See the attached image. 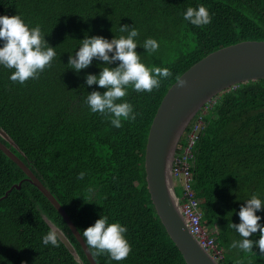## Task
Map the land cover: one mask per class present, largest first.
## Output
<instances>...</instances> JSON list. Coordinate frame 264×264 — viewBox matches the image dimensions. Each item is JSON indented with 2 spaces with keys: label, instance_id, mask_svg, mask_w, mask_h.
<instances>
[{
  "label": "trees",
  "instance_id": "1",
  "mask_svg": "<svg viewBox=\"0 0 264 264\" xmlns=\"http://www.w3.org/2000/svg\"><path fill=\"white\" fill-rule=\"evenodd\" d=\"M198 4L208 8L211 23L195 26L184 20L186 8ZM5 14H19L30 26L39 24L57 56L38 79L23 84L9 78L12 69L0 66V129L17 148L0 142L50 191L83 240V229L101 213L127 226L128 257L96 256L87 246L96 264H185L147 189L149 129L168 89L190 67L225 47L264 41V0H0V15ZM123 25L139 30L141 60L149 67H168L172 75L152 92L129 87L124 99L138 115L116 128L107 115L92 113L85 103L88 92L105 90L85 84V74L98 73L102 62L94 59L79 74L67 62L85 33L111 39L122 34ZM147 37L159 41L157 52L142 48ZM233 87L214 98L203 115L192 150L191 189L201 225L221 251L220 264H264L256 247L253 252L229 248L240 238L230 221L239 222L236 213L243 200L254 192L264 199V79ZM185 144L184 135L178 150ZM80 171L86 172L83 180L77 179ZM25 179L0 150V264H89L56 209ZM88 187L95 191L89 194ZM176 194L181 196L177 189ZM257 214L264 218V211ZM44 216L69 239L80 263L60 241L56 247L42 244L50 230ZM250 238L258 239L259 233Z\"/></svg>",
  "mask_w": 264,
  "mask_h": 264
},
{
  "label": "clouds",
  "instance_id": "2",
  "mask_svg": "<svg viewBox=\"0 0 264 264\" xmlns=\"http://www.w3.org/2000/svg\"><path fill=\"white\" fill-rule=\"evenodd\" d=\"M183 18L195 26L207 25L212 20V16L204 4L188 6L183 12ZM119 30L122 34L118 37L113 36L111 39L101 35L89 36L85 33L83 39L78 40L79 44L74 48V54L73 51L69 54L67 62L68 69L73 70L76 74L92 65L94 59L102 62L97 65L100 68L98 73L85 74V84L88 86L97 85L105 90L88 92L85 103L92 113L107 115L111 125L116 128L122 127L124 121L135 120L138 115L134 110V105L124 99L128 95L129 87L136 92H152L154 88L160 87L163 79L172 75L171 69L168 67L155 65L149 67L141 60V54L136 51L137 46H141L137 40L140 34L137 28L123 25ZM45 36L39 24L30 26L19 14L0 15V66L13 70L9 75L12 81L23 84L29 79H38L46 68L52 66V61L57 56L56 47L50 46ZM159 47V41L153 37L145 38L142 45L148 54L157 52ZM185 84L186 81H178L180 87ZM233 88L235 87L230 89ZM208 109V105L205 110L200 109L189 123L182 136L185 135L186 139L184 147L187 145V136L195 126L198 117L204 119L203 115L207 113ZM202 128L203 124L198 129L196 143ZM184 147L178 150L177 146L173 163ZM190 166L191 164H189V168ZM85 175V171H80L77 174V179L83 180ZM173 180L176 193L177 183H181L177 178L174 179V176ZM94 191V187L87 188L89 194ZM180 191H182V186H180ZM179 198L180 196H177V199ZM243 201L244 203L240 205L239 211L236 213L239 222L230 221V227L240 238L233 239L229 248L253 252V248L256 247L261 254H264V223L260 222L264 218L257 214L264 211V199L259 193L254 192ZM229 213L230 216L233 214ZM127 231L126 225L119 221L110 222L109 216L101 213L93 224L83 229V238L86 245L93 250L94 255L107 254L112 260L121 261L126 259L131 252V245L125 235ZM257 232L259 233L258 239L250 238ZM42 244L58 246L57 231L50 229L42 237ZM211 257L213 258L212 255ZM0 260H4V257L0 256ZM216 262L220 264V261Z\"/></svg>",
  "mask_w": 264,
  "mask_h": 264
},
{
  "label": "water",
  "instance_id": "3",
  "mask_svg": "<svg viewBox=\"0 0 264 264\" xmlns=\"http://www.w3.org/2000/svg\"><path fill=\"white\" fill-rule=\"evenodd\" d=\"M264 79V41H245L214 51L198 61L168 89L151 123L144 154L147 189L156 214L166 233L175 244L185 264H218L191 234L180 210L173 180V159L177 146L189 123L205 104L238 84ZM186 81L183 87L178 81ZM0 138L15 146L0 129ZM0 150L26 175L62 217L79 243L89 264H96L86 243L68 215L23 162L0 142ZM22 182L13 185L4 195ZM3 197V198H4ZM51 230L58 233L59 241L74 260L80 258L65 234L45 216Z\"/></svg>",
  "mask_w": 264,
  "mask_h": 264
},
{
  "label": "built area",
  "instance_id": "4",
  "mask_svg": "<svg viewBox=\"0 0 264 264\" xmlns=\"http://www.w3.org/2000/svg\"><path fill=\"white\" fill-rule=\"evenodd\" d=\"M202 124V118L198 117L195 126L187 136V145L174 160L173 176L183 183L181 184L182 193L178 201L191 234L196 238L200 246L208 251L216 261H221V252L216 248L214 240L209 237L206 229L201 225V213L198 210V203L194 199L190 183L189 162L193 158L192 148L195 146L198 129Z\"/></svg>",
  "mask_w": 264,
  "mask_h": 264
},
{
  "label": "rangeland",
  "instance_id": "5",
  "mask_svg": "<svg viewBox=\"0 0 264 264\" xmlns=\"http://www.w3.org/2000/svg\"><path fill=\"white\" fill-rule=\"evenodd\" d=\"M189 164H191V163H189ZM176 189H177V191H178V194L180 195L181 192H180V184H179V183H177Z\"/></svg>",
  "mask_w": 264,
  "mask_h": 264
},
{
  "label": "bare ground",
  "instance_id": "6",
  "mask_svg": "<svg viewBox=\"0 0 264 264\" xmlns=\"http://www.w3.org/2000/svg\"><path fill=\"white\" fill-rule=\"evenodd\" d=\"M235 86H236V85H235ZM232 87H233V86H232ZM212 101H213V100H211L210 102H208L207 104H205L204 107H203V109H205V108L207 107V105H210Z\"/></svg>",
  "mask_w": 264,
  "mask_h": 264
}]
</instances>
